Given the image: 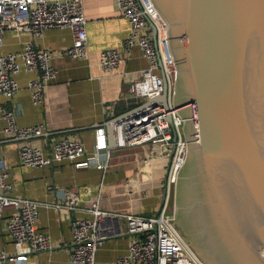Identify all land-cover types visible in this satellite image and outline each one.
Returning a JSON list of instances; mask_svg holds the SVG:
<instances>
[{"label":"built area","instance_id":"built-area-1","mask_svg":"<svg viewBox=\"0 0 264 264\" xmlns=\"http://www.w3.org/2000/svg\"><path fill=\"white\" fill-rule=\"evenodd\" d=\"M119 15L127 21V34L119 49H103L98 54V66L104 75L109 74L123 60V53L136 46L146 60L139 70L140 76L127 84V96L136 102L124 114L111 123L115 149L141 147L140 165L146 168L143 178L156 181L164 179V188L176 181V174L184 162L187 140L183 133V119L172 105L175 79L174 61L168 47L167 26L150 0H112ZM148 22L154 27V40ZM80 0H0V47L5 31L27 36L19 49L0 54V97L9 99L17 89L14 76L19 72L33 73L26 82L30 101L38 105L42 101L46 85L54 78L50 53L37 48L34 40L46 29L66 28L70 32V45L58 51L60 56L71 59L86 54V35ZM165 82V105H141L147 98L159 96ZM5 137L27 139L42 132L41 124L18 127L11 109L1 112ZM196 133L193 130L192 134ZM194 135V137H196ZM109 148L101 129L94 130L93 151L85 154L82 145L67 137L53 138L47 155L28 142L17 147V159L28 167H41L52 161H73L75 167L94 165L104 169ZM147 172V173H146ZM146 173V174H145ZM7 172L0 166V219L4 214L3 229L8 234L12 253L0 250V262H24L34 251L48 250L47 236L35 229L36 201L10 196ZM166 193V191H165ZM98 198L89 201L82 210L88 217L74 216L79 208V196L75 189L61 191L60 200L52 204L70 214L69 252L71 264H93L96 247L106 237L115 234V228L106 222L110 216L124 219L126 232L132 237L126 253L113 264H203L172 228L167 220H173L166 209V194L158 211L149 216L132 213L110 212L100 209Z\"/></svg>","mask_w":264,"mask_h":264},{"label":"water","instance_id":"water-1","mask_svg":"<svg viewBox=\"0 0 264 264\" xmlns=\"http://www.w3.org/2000/svg\"><path fill=\"white\" fill-rule=\"evenodd\" d=\"M150 4L167 26L187 140L167 221L203 264H264V0ZM165 87L141 105L164 106Z\"/></svg>","mask_w":264,"mask_h":264},{"label":"crops","instance_id":"crops-1","mask_svg":"<svg viewBox=\"0 0 264 264\" xmlns=\"http://www.w3.org/2000/svg\"><path fill=\"white\" fill-rule=\"evenodd\" d=\"M80 2L85 20V56L80 59L60 56L58 51L70 45L69 30L46 29L34 44L50 53L55 76L46 85L41 103H31L26 82L34 74L23 71L14 76L17 89L12 97H0V115L11 109L16 126H43L40 135L27 139L5 137L0 132V166L7 172L10 196L38 203L34 227L47 236L51 245L48 250L29 253L24 262L0 264H71L68 258L71 216L52 206L60 200L62 190L71 188L77 191L81 209L74 212L77 217H91L82 208L88 207L94 197L98 198L100 209L142 216L154 214L161 199L157 188L141 189L146 169L140 165L141 147L115 149L108 143L112 120L136 105L127 96V84L140 76L139 70L146 66V60L133 46L123 53L121 63L104 75L97 63L98 54L103 49H119L128 24L112 0ZM26 40L24 34L5 31L0 54L19 49ZM3 124L0 117V129ZM97 128L101 129L109 148L104 169L94 165L75 167L69 160L52 161L36 168L24 166L17 159L20 143L34 144L43 155H47L49 143L57 137L77 140L85 152L79 159H84L93 151L94 130ZM4 214L0 219V250L10 254V238L3 229ZM106 222L115 228L116 233L96 247L93 264H113L117 257L126 253L132 237L126 232L123 218L110 216Z\"/></svg>","mask_w":264,"mask_h":264},{"label":"rangeland","instance_id":"rangeland-1","mask_svg":"<svg viewBox=\"0 0 264 264\" xmlns=\"http://www.w3.org/2000/svg\"><path fill=\"white\" fill-rule=\"evenodd\" d=\"M141 187H142L141 189L143 191L150 190V189H153V188H157L158 189V192L160 193L161 192V189L163 187L162 186V180L161 179H158L156 181H151V180H145V179H143L142 186ZM165 191H166V193H165L166 194V209H167V211L168 210L171 211V207H172V204H173V185H171L168 188V190L165 189ZM159 193H158V197H159V195H161Z\"/></svg>","mask_w":264,"mask_h":264},{"label":"bare ground","instance_id":"bare-ground-1","mask_svg":"<svg viewBox=\"0 0 264 264\" xmlns=\"http://www.w3.org/2000/svg\"><path fill=\"white\" fill-rule=\"evenodd\" d=\"M171 54V53H170ZM172 56V55H171ZM175 66V65H174ZM190 134H192L191 130H190ZM198 138H199V134L197 133V136L194 137V142H198Z\"/></svg>","mask_w":264,"mask_h":264}]
</instances>
